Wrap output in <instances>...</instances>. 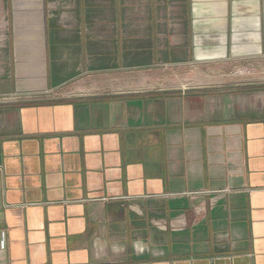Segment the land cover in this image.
<instances>
[{
    "label": "crops",
    "instance_id": "crops-1",
    "mask_svg": "<svg viewBox=\"0 0 264 264\" xmlns=\"http://www.w3.org/2000/svg\"><path fill=\"white\" fill-rule=\"evenodd\" d=\"M258 61L264 0H0V264H264V82L73 87Z\"/></svg>",
    "mask_w": 264,
    "mask_h": 264
},
{
    "label": "rangeland",
    "instance_id": "rangeland-1",
    "mask_svg": "<svg viewBox=\"0 0 264 264\" xmlns=\"http://www.w3.org/2000/svg\"><path fill=\"white\" fill-rule=\"evenodd\" d=\"M256 82H264V61L248 64L246 67L224 65L97 73L86 75L73 87L89 93H121L197 86L222 88Z\"/></svg>",
    "mask_w": 264,
    "mask_h": 264
}]
</instances>
